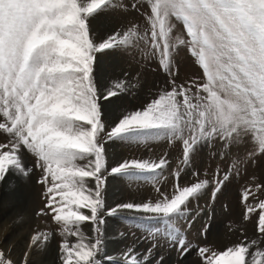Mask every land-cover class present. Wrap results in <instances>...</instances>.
Here are the masks:
<instances>
[{"label": "snow or ice", "instance_id": "6c2138e0", "mask_svg": "<svg viewBox=\"0 0 264 264\" xmlns=\"http://www.w3.org/2000/svg\"><path fill=\"white\" fill-rule=\"evenodd\" d=\"M108 3L0 0V135L5 141L0 142V186L9 185L15 175L27 180L35 177L36 171L42 173L35 182L45 185L49 204L40 214L49 215L63 232L76 238L75 243L59 242V264H105L109 260L105 255L106 217L123 213L134 214L132 219L159 220L181 261L196 252L199 264H224L234 258L240 264H264V249L250 250L257 241H242L217 251L207 244L208 223L200 231L202 240L193 247L187 232L176 226L183 219L190 231L197 216L209 214L200 207V197L210 193L205 207L211 211L227 184L247 173L250 166L264 167V160H258L264 156V0H151L150 36H141L139 28L129 25L127 31H113L96 42L90 36L88 19ZM120 10L126 11L127 6L121 5ZM171 17L183 22L190 39L176 35ZM173 36L176 44L190 49L202 69L206 82L200 91L206 95L189 98L190 87L176 83L171 60L175 45L169 39ZM134 42H143L150 46L152 56L159 55L171 89L133 110L112 99L129 96L128 92L113 90L110 82L106 89H98L94 74L98 53L114 48L129 51ZM125 45L128 47L122 48ZM136 83L138 92L144 84L138 79ZM241 100L251 102L253 118L246 120L243 128L218 127L213 116L218 118L226 105L235 108ZM204 101L203 110L198 111ZM158 137L181 142V164L185 166H191L192 154L202 143L219 141L222 157L234 144L245 143L246 137L255 145L243 158L233 156L235 163L222 175L217 172L212 179H200V173L192 171L195 182L180 184L178 168L170 192L157 187L155 199L106 206L109 176L137 179L145 178L147 172L151 173L147 177L155 180L170 164L166 156L157 161L122 158L110 163L109 150L118 147L113 141ZM25 151L34 158L32 166H25ZM251 180L257 191L264 189V179L255 183L257 177L252 176ZM250 196L257 203H249ZM240 201L245 206L244 219H253L255 213V230L264 237V199L245 187ZM84 224L91 235L81 231ZM161 231L151 229L153 234ZM53 238L52 232L34 236L36 254L44 252ZM157 247L154 241L142 257L133 255V249L119 261L165 264L163 256L147 255ZM0 264H13L3 250ZM25 264L30 262L25 260Z\"/></svg>", "mask_w": 264, "mask_h": 264}, {"label": "rangeland", "instance_id": "374dc122", "mask_svg": "<svg viewBox=\"0 0 264 264\" xmlns=\"http://www.w3.org/2000/svg\"><path fill=\"white\" fill-rule=\"evenodd\" d=\"M89 2L90 0H78V3L84 5ZM121 5H126L127 10L121 11ZM150 7L151 0H144L143 3L140 0H109V3L103 9L98 10L97 13L89 17L90 36L96 42H102L113 31L118 33L127 31L129 25H131L133 28H139L141 36L147 38V36H150L151 30V21L148 19ZM170 19L176 25V29L174 30L176 35L182 39H190L186 34L183 22L176 20L175 17H171ZM96 20L100 22L99 24H105L104 28L103 26L96 25L94 23ZM169 39L170 43L175 45L171 51V60L172 71L176 73L174 77L176 83L190 87L189 98L193 95H206L200 91L201 85L206 82V77L198 66L195 57L191 56L190 49L187 46L176 44L177 41L174 36ZM127 47L126 45L122 46V48ZM159 59V55H151L150 46H145L143 42H134L129 51L114 48L98 53L97 73L94 74L96 76L97 87L99 89L100 83L102 84V81L100 80V82L99 79L103 73V75H106L107 85L110 82L113 90L124 89V91L129 93V96L122 94L121 97H113L112 99L116 104H127L133 110L135 107L143 106L149 99H155L159 95H162L164 91L171 89V84L169 83L170 77L160 67ZM100 60L104 62L101 64L102 66L99 64ZM137 79L140 83L144 84L138 92ZM133 95H136V97L133 98ZM204 103H207V101L201 103L198 111L203 110ZM259 107L257 103V110H259ZM251 109V102L245 104L241 100L235 108L226 105L223 113L218 118L215 115L213 116V121L217 123L218 127L227 128L232 126L233 130H235L236 126L243 128L246 120L253 118L250 115ZM0 142H5L2 135H0ZM113 143L118 147L109 150L110 163H116L122 158L157 161L161 157L166 156L170 164L155 180L148 178L147 176H151V173L147 172L144 173L145 178L141 177L137 179L123 175L109 176L105 196L106 206H114L117 203L127 201L139 203L146 198L155 199L157 187L161 191L170 192L176 183L173 173L178 168L181 170L180 184L195 182L196 177L191 175L192 171L199 172L200 179H212L213 173L217 172L222 175L225 171H229L232 164L235 163L233 156L243 158L245 152L255 145L254 140L246 137L245 143L240 145L234 144L225 157H222L219 154L221 147L219 141H213L208 145L202 143L197 146L192 154L191 166H185L181 164L183 153L181 142L178 140L169 141L168 138L158 137L157 140L147 141L116 139ZM22 158L25 166L28 164L32 166L34 158L29 153L25 151ZM260 159L264 160V156L258 157V160ZM157 171L159 172L160 170ZM241 171L242 173L244 172L243 169ZM40 175L42 173L36 171L35 177L24 181L21 179V189L25 190L22 197H20L16 189H12L13 191L7 190L9 192L5 194V192L1 191L0 186V220L1 218L6 219L5 222L2 220L4 224L2 230L13 231V234L15 233L16 236H26V238L22 239V245H19L21 246V251L17 250L19 253L17 256L14 254L17 245L16 240L9 238V236H0V250L5 252L13 264H25V260L31 261L30 264L32 262H36V264L37 262L38 264H43L44 262L45 264H48V262L50 264H59V242L64 239L69 243L76 242V238L63 232L61 227L50 219L49 215L40 214L41 209L49 204L45 185L35 182ZM252 176L257 177L255 183L261 182L264 179V167L259 165L256 167L250 166L247 173L241 174L239 179H234L232 183L227 184L216 198L215 204L210 206L211 211H209L208 207H205L210 193L200 197V207L205 208V211L209 214L197 216L196 222L192 225L190 231L187 230L185 220L181 219L176 222V226L181 228L182 232H187V239L192 241L193 247L202 240V237L199 235L200 231L208 223H211V227L209 229L210 235L207 238V244L217 251L233 247L242 241L245 243L257 241L258 244H264V237L255 230V220L258 219V216L253 213V219L245 220V206L240 201V194L245 187L251 188L259 199H264V189H261L260 192L255 189V184L251 180ZM26 182L29 183L30 192L33 193L32 199H28L27 188L23 185ZM21 198L23 201H21ZM248 202L257 203V200L250 196ZM195 207L196 205L193 204V211ZM5 210H7V214L4 213ZM258 211L259 209H257ZM15 214L19 218L18 224L20 225L18 227H15V224H17L16 219L12 218ZM133 215L132 213H123L122 215H110L106 217L105 255L109 257V260L105 264H121L119 260L125 259L127 253L133 249L135 250L132 253L133 255L142 257L154 241L158 243V247L147 253V255L155 258L163 256L165 264H199V257L196 252H192L187 259L181 261L180 253L168 242L165 235L167 229L159 220L132 219ZM6 222L8 223L6 224ZM144 225H147V227ZM153 228H161L162 231L153 234L151 232ZM43 231L46 234L52 232L54 238L48 244L45 251L37 255L36 246L32 244V240L34 236ZM81 231L86 236L91 235V229L87 224H84ZM256 248L254 247V250ZM262 249H264V246ZM128 259L130 260L131 257H128ZM236 260V264H238L239 259L237 258L226 260L224 264H232V262L235 264ZM148 264H152V261H149Z\"/></svg>", "mask_w": 264, "mask_h": 264}, {"label": "bare ground", "instance_id": "6f19581e", "mask_svg": "<svg viewBox=\"0 0 264 264\" xmlns=\"http://www.w3.org/2000/svg\"><path fill=\"white\" fill-rule=\"evenodd\" d=\"M94 23L96 24V25H100V27H102L103 26V28H104V26H105V24H99L100 22L99 21H94ZM99 28V27H98ZM97 28V29H98ZM106 29V28H105ZM102 63H104V62H102L101 60L99 61V64L101 65ZM102 66V65H101ZM102 68V67H101ZM105 72V71H104ZM100 78V77H99ZM106 75H103V73H102V75H101V78L99 79V81L101 80L102 81V84L100 83V88L101 87H103V88H107L108 87V85H107V81H106ZM111 78V77H110ZM110 80V79H109ZM100 81V82H101ZM24 181V180H23ZM21 183H22V180L18 177V175H15L14 177H13V180L12 181H10L9 182V185H7V186H1V191L2 192H5V194L7 193V192H9V191H7V190H11V191H13L12 189H16L17 191H18V193H19V195H20V197H22V194H23V192H25V190L24 189H21ZM26 188H27V193H28V199H32V197H33V193L32 192H30V186H29V183L28 182H26L25 184H23ZM21 201H23V199L21 198ZM2 211V210H1ZM7 210H5V214H7L8 212H6ZM5 217H7V216H5ZM12 218L13 219H16L15 221H16V223L17 224H15V227H18L20 224H18L19 222H18V220H19V218H18V215L17 214H15V215H13L12 216ZM5 222V220L3 219V218H1V220H0V236H2V237H8L9 236V238H13V240H16V242H17V245H16V247H15V251H14V254H15V256H17V254H19L18 253V251H21L20 250V248H21V246H19V245H22V239L23 238H26V236L24 235V236H22V235H20V236H16V234L14 233L13 234V231H10L9 230V228H7L9 231H7V230H2L3 228H4V224L2 223L3 221ZM9 222V221H8ZM8 222H6V224L8 223ZM7 226V225H6ZM14 228V227H13ZM17 230V229H16ZM40 230V229H39ZM42 230V229H41ZM44 230V229H43ZM5 231H6V233H5ZM44 232V231H43ZM25 234V233H24ZM7 240H8V238H6ZM249 241V240H248ZM252 241V240H251ZM251 243V242H250ZM249 242H248V244H250ZM264 243V242H263ZM258 242L256 243V245L254 246V245H252V249H250V250H253V251H255L254 250V247H258V248H263V246H264V244H258ZM254 246V247H253ZM19 249V250H18ZM18 250V251H17ZM54 251V250H53ZM34 259V258H33ZM236 259V258H235ZM238 259V258H237ZM247 259V258H246ZM21 260V259H20ZM42 260V259H41ZM29 262H31V261H29ZM51 262V261H50ZM237 263V260H236V262H235V264ZM240 263V262H239ZM238 263V264H239ZM31 264H36V262H32ZM37 264H38V262H37ZM43 264H45V262L43 263ZM48 264H50L49 262H48ZM232 264H233V262H232Z\"/></svg>", "mask_w": 264, "mask_h": 264}]
</instances>
